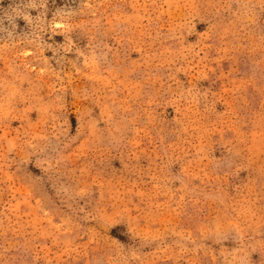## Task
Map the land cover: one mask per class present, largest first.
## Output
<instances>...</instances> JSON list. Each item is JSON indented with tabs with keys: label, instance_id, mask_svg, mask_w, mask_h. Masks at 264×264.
Here are the masks:
<instances>
[{
	"label": "rangeland",
	"instance_id": "1",
	"mask_svg": "<svg viewBox=\"0 0 264 264\" xmlns=\"http://www.w3.org/2000/svg\"><path fill=\"white\" fill-rule=\"evenodd\" d=\"M0 264H264V0H0Z\"/></svg>",
	"mask_w": 264,
	"mask_h": 264
}]
</instances>
